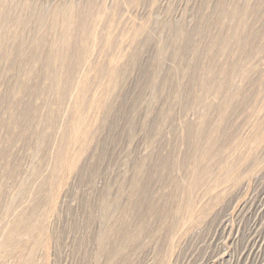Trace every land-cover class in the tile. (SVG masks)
Returning <instances> with one entry per match:
<instances>
[{
    "label": "rangeland",
    "instance_id": "rangeland-1",
    "mask_svg": "<svg viewBox=\"0 0 264 264\" xmlns=\"http://www.w3.org/2000/svg\"><path fill=\"white\" fill-rule=\"evenodd\" d=\"M0 264H264V0H0Z\"/></svg>",
    "mask_w": 264,
    "mask_h": 264
},
{
    "label": "bare ground",
    "instance_id": "bare-ground-1",
    "mask_svg": "<svg viewBox=\"0 0 264 264\" xmlns=\"http://www.w3.org/2000/svg\"><path fill=\"white\" fill-rule=\"evenodd\" d=\"M59 166V165H58ZM51 201V200H50ZM52 204V203H51ZM32 258V257H31Z\"/></svg>",
    "mask_w": 264,
    "mask_h": 264
}]
</instances>
